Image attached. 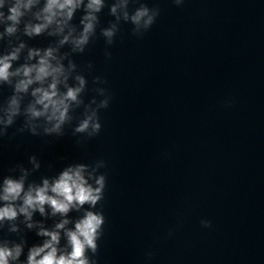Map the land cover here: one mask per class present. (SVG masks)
I'll return each instance as SVG.
<instances>
[{
	"label": "clouds",
	"instance_id": "clouds-1",
	"mask_svg": "<svg viewBox=\"0 0 264 264\" xmlns=\"http://www.w3.org/2000/svg\"><path fill=\"white\" fill-rule=\"evenodd\" d=\"M171 2L182 8L186 0ZM105 8L112 17L107 26L101 21ZM160 15L161 8L149 6V0H0V90L11 89L0 98V140L25 133L62 138L70 129L82 146L99 136L100 113L110 107L113 95L101 76L92 77L90 89L85 72L91 75L94 65L81 67L74 57L102 38L110 60L109 49L123 25L141 39ZM38 37L48 41L46 46L30 45ZM89 91L94 93L90 98ZM18 120L22 123L10 136ZM107 167L104 159L71 162L37 181L32 177L42 162L32 154L27 164L16 163L0 175V264H98L106 224L98 205L108 186L107 172L101 170ZM200 225L210 229L212 221L201 219ZM27 232L40 242L29 246ZM173 234L169 229L168 235ZM154 254L145 253L146 264Z\"/></svg>",
	"mask_w": 264,
	"mask_h": 264
}]
</instances>
